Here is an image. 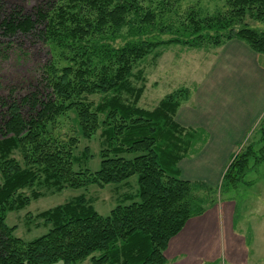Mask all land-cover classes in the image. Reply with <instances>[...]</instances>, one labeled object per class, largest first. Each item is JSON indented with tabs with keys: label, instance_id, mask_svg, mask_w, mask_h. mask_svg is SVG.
Segmentation results:
<instances>
[{
	"label": "trees",
	"instance_id": "1",
	"mask_svg": "<svg viewBox=\"0 0 264 264\" xmlns=\"http://www.w3.org/2000/svg\"><path fill=\"white\" fill-rule=\"evenodd\" d=\"M59 1H48L32 14L15 10L0 20V43L33 38L51 47L63 62L58 66L50 59L43 66L41 83L50 93L41 97L33 91L20 101L14 99L0 122V264H82L88 259L90 264H166L169 242L191 218L203 213L207 197L200 195L214 189L180 178L179 164L204 142L203 131L184 128L175 119L188 91L167 95L152 110L137 107L143 88L131 87L132 66L161 46L199 49L205 41L213 47L241 41L264 56V27L243 24L248 18L264 26V0H226L224 13L191 14L189 42L143 39L153 31L162 35L171 31L169 25L156 23L152 0ZM171 1L179 2L164 0L162 5ZM117 39L127 42L114 47ZM123 94L130 102L122 100ZM87 97L99 99L93 102ZM24 108L30 109L28 115L22 113ZM69 112L75 114L83 140L99 133L103 149L95 172L74 170L80 163L72 155L77 140L63 146L49 135L48 127ZM14 153H19L21 163ZM254 153L248 146L234 155L219 187L227 184L235 189ZM91 157L86 148L82 160ZM134 176L138 189L127 200L131 204L117 206L107 216L97 214L79 196L38 214L49 230L30 242L17 238L15 227L5 222L9 213L40 198L21 195L39 180L60 192L126 184Z\"/></svg>",
	"mask_w": 264,
	"mask_h": 264
},
{
	"label": "rangeland",
	"instance_id": "2",
	"mask_svg": "<svg viewBox=\"0 0 264 264\" xmlns=\"http://www.w3.org/2000/svg\"><path fill=\"white\" fill-rule=\"evenodd\" d=\"M48 1L51 0H0V20L15 10L32 14L35 8L43 6ZM163 1L152 0L151 9L156 13V23L169 25L166 27L171 30L170 33L162 35L159 31H153L144 36L143 39L155 41L178 39L182 42H189L193 38L192 36L189 37L192 32L189 24L191 14L195 13L200 17H208L217 15V13H224L227 10L226 0H179L178 4H172L171 1L170 5L166 4V6L162 5ZM58 3L63 4L64 0ZM162 9H167L168 12H164ZM161 12L162 18L159 16ZM243 24L253 29L264 27L248 18L244 20ZM125 33L126 31H123V35ZM125 42L127 41L124 39H117L112 43L114 47H119ZM204 45L199 49L181 44L161 46L141 61L134 63L132 77L129 80L130 85L136 90L143 88L137 107L152 110L167 95L184 90L190 92L189 102L191 103L195 99L194 94L198 91H208L212 84L223 82V86L218 88L215 94L208 97L210 102L221 101L228 109L226 112L231 120L244 116L247 118L256 114L258 112L256 110L257 102L260 97H263L260 90L263 83L258 86L237 87L233 85L232 79L236 82H261L260 75L257 74V76L250 72L241 78L238 77V74L229 78L231 74L226 75L221 71L215 73L213 57L216 50L206 41ZM50 59L54 64L58 63V66L63 65V62L57 58V52L53 51L51 47L35 42L33 38L31 40L19 37L13 40L11 45L0 43V122L6 115V105L8 106L14 99L20 101L33 91H38L41 97L50 93L49 90L44 89L45 86L41 83L42 73H44L43 66ZM262 59L264 56L260 61L261 66L264 67V60ZM226 82L229 83L228 86H225ZM121 98L125 102H130V99L124 94ZM86 99L97 102L99 98L87 97ZM29 110L28 108L21 109L24 115H28ZM48 130L49 135L58 145L64 146L69 144L70 140H77L72 155L75 159H79L80 163L74 165L75 171L78 170V167L82 170L88 169L91 172L98 170L99 153L103 149L99 133L90 138L89 141L83 140L77 132L78 128L73 112L58 117L55 123L48 127ZM203 136L204 142L197 143L184 160L185 162L182 163L184 172L182 171L180 178L183 180L185 176L191 178L190 181L185 179L186 181L203 182L214 191L200 195L207 197V202L203 206V213L190 220L204 218L211 224V219L206 216L207 213L210 215L209 212L216 207L219 210V213H216L217 219H219L217 225L224 228L227 221L229 222L231 219L229 222L230 231H227L228 237L233 241L243 243V249L237 245V262L230 263L225 259H220L206 264H264V113L252 125L247 134L240 137L243 138L239 143L241 145H238L237 149L231 153V155H236L248 146L252 147L255 152L254 157L249 161L247 172L235 189H231L230 185L227 184L220 188L222 176L219 180L217 179L221 166L230 156L228 155L229 151L225 148L221 153L202 152L203 146L210 138L207 134H203ZM235 137H230L232 142ZM86 148L92 156L90 159L88 158V162L82 160V153ZM13 157L19 163L22 162L19 153H14ZM207 161H210V165ZM217 187L218 189H216ZM137 189L136 176L130 178L126 184H111L103 188L94 185L81 189L66 188L60 192L39 180L32 189L23 190L21 195L37 194L41 195L40 198L31 201L30 205L21 211L9 213L5 222L8 226L15 227L14 234L17 238L24 242H30L46 234L49 230V227H45L43 221L37 218V215L44 211L67 203L76 197L84 196L97 214L107 216L115 207L131 204L127 200L135 197ZM224 212L226 213L225 216ZM214 220L216 221V219ZM82 264H90L89 259Z\"/></svg>",
	"mask_w": 264,
	"mask_h": 264
},
{
	"label": "crops",
	"instance_id": "3",
	"mask_svg": "<svg viewBox=\"0 0 264 264\" xmlns=\"http://www.w3.org/2000/svg\"><path fill=\"white\" fill-rule=\"evenodd\" d=\"M213 49L216 50L213 57L215 73L221 71L226 75L231 74L229 78L234 77L236 74L241 78L250 72L260 75L261 82H236L232 79L234 86L251 87L263 83L260 88L263 97H260L257 102L258 107H256V102L254 103L258 112L247 118L244 116L235 120L232 119V121L226 112L228 109L221 101L210 102L208 97L215 94L217 89L223 86V82L212 84L208 91H198L194 94L195 99L191 103L189 102V92V97L180 103L175 117L176 121L184 128L201 130L210 137L209 141L203 146L202 152L221 153L225 148L229 151L228 155L230 156L224 161L225 164L221 166L217 178L219 180L234 156L231 153L234 149H237L238 145H241L239 143L243 138L240 137H244L264 113V67L260 64L262 56L253 53L241 41L231 40ZM228 85L229 83L226 82L225 86ZM231 136H236L233 142L230 139ZM184 162L183 160L179 164L180 176L183 171L182 163ZM207 163L210 165V161H207ZM185 179L190 181L191 178L184 176L183 180ZM209 213L210 215L207 213L206 217L211 219V224L209 221H205L204 218L189 220L183 230L169 242L164 253L166 264H206L220 259H225L230 263L237 262V245L240 249H243V243L233 241L228 237L227 231H230L229 222L231 219H229V222L227 221L224 228H221L217 225L219 219H217L216 213L218 214L219 210L215 207ZM223 214L225 216L226 213Z\"/></svg>",
	"mask_w": 264,
	"mask_h": 264
}]
</instances>
